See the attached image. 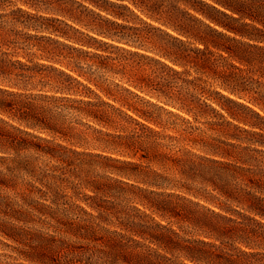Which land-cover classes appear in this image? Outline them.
Here are the masks:
<instances>
[{"label": "trees", "instance_id": "1", "mask_svg": "<svg viewBox=\"0 0 264 264\" xmlns=\"http://www.w3.org/2000/svg\"><path fill=\"white\" fill-rule=\"evenodd\" d=\"M159 119L180 120L183 140L218 158L180 155ZM188 119H204L206 130L193 136ZM263 129L264 0H0V237L28 247L19 252L26 260L31 251L37 264L81 263L68 242L33 227L96 233L92 221L68 218L67 190L77 200L80 188L90 190L98 203L85 199L87 206L110 213L103 198L136 188L138 203L164 216L171 203L156 197L169 195L154 189H180L216 204L222 220L238 213L228 204L264 219L250 168ZM168 167L202 187L172 184ZM189 167L198 175L187 177ZM208 187L215 201L204 195ZM32 235L41 243L31 244ZM133 251L121 264H171ZM237 257L227 261L241 264Z\"/></svg>", "mask_w": 264, "mask_h": 264}, {"label": "rangeland", "instance_id": "2", "mask_svg": "<svg viewBox=\"0 0 264 264\" xmlns=\"http://www.w3.org/2000/svg\"><path fill=\"white\" fill-rule=\"evenodd\" d=\"M32 52H35L34 50ZM39 53L36 52V55ZM190 124V130L193 136H198L202 133V130H206V125L202 124L204 119H188ZM162 124L167 126L160 131L164 135L175 137L176 140H167L166 142L177 151L180 150V155L185 150L191 153L210 157L218 158L213 155L207 154L195 148L192 144L183 140L179 129L187 128L180 120L177 119H159ZM174 124L175 127L170 126ZM153 126V125H151ZM188 126V125H187ZM128 129L121 135L131 134L134 125L127 126ZM113 132V131H111ZM264 134V129L262 130ZM206 136H218L217 133L207 131ZM247 138L260 141L261 138L257 136H249L243 134ZM192 137V136H191ZM256 149L254 152H250L251 156L255 159L250 166L253 170V179L258 181L257 185L261 188V193L264 196V146L258 144L252 145ZM92 152H100V150L91 149ZM113 156L121 157L120 154L112 153ZM138 161V158H135ZM140 163H143L142 161ZM145 163V162H144ZM89 170L93 175H101L102 171L97 165L89 166ZM195 167L186 168L184 171L192 177V175H198L194 170ZM165 171V174L170 178L172 184H176V181H180L182 185H189L191 188L200 189L202 186L197 182H191L189 178L181 177L178 172L169 168ZM113 178H116L113 176ZM135 186L145 188L143 185L136 183L133 180L129 181ZM157 192H163L168 194L167 197H156L161 205H165V202L171 203L172 212L165 213L164 216L156 214L147 208H144L138 203V197L141 193L133 188L131 191L123 195V198L116 199L114 197H105V205L110 208V213L103 211L92 210L84 202H95L96 200H89L87 196H93V193L88 189H79L78 199L71 198L72 191L67 190L65 194V201L69 205H72V211L68 214V218L72 222H78V220L87 219L97 225L96 233H86L82 229L73 228L67 234L57 233L54 229L35 225L33 226L37 230L47 232L51 235H56L68 242V247L78 254V260L85 264L87 261L90 263L108 264V261H112L115 264H121V255L127 251L134 252L133 249L139 251L150 250L155 251L160 256H165L171 264H231L227 261L228 256H238L241 264H264V219L245 211V209L237 208L231 204H228L231 209H235L238 213H222L227 217L233 219L222 220L214 213L220 212V209L216 204L205 200H199L193 197L191 194L180 189H154ZM207 199L215 201L217 194L206 188L203 191ZM185 197L192 202L180 199ZM136 197V198H133ZM131 198H133L131 200ZM49 203V202H47ZM199 203V205H195ZM80 207L85 209L91 216L85 215ZM175 209V210H174ZM81 218V219H80ZM253 218V219H252ZM254 219L256 221H254ZM52 224V222H51ZM31 227V226H28ZM218 227H225L227 232L220 234ZM107 230V231H105ZM137 233V234H136ZM145 233L146 236L143 235ZM217 235H222L224 245L217 240ZM122 237L123 245L127 246L119 247L112 239ZM147 237L157 240L155 242H149ZM30 242L33 245L41 243V239L38 237L30 236ZM136 242V243H135ZM225 242L227 244H225ZM130 247V248H129ZM29 252L28 247H24L11 240L0 237V264H37V256L30 251L28 256L32 260H26L20 256L19 252ZM242 252L251 254L248 257L243 256ZM188 257H192L195 261H190ZM237 257V258H238ZM101 259V260H100ZM99 261V262H98ZM104 261V262H103Z\"/></svg>", "mask_w": 264, "mask_h": 264}]
</instances>
